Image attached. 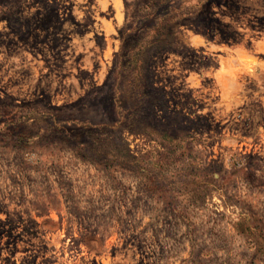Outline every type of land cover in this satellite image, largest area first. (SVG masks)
Wrapping results in <instances>:
<instances>
[{"label": "rangeland", "instance_id": "1", "mask_svg": "<svg viewBox=\"0 0 264 264\" xmlns=\"http://www.w3.org/2000/svg\"><path fill=\"white\" fill-rule=\"evenodd\" d=\"M0 264H264V0H0Z\"/></svg>", "mask_w": 264, "mask_h": 264}]
</instances>
